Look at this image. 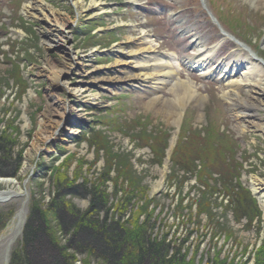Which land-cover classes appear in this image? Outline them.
Returning <instances> with one entry per match:
<instances>
[{
  "label": "rangeland",
  "instance_id": "374dc122",
  "mask_svg": "<svg viewBox=\"0 0 264 264\" xmlns=\"http://www.w3.org/2000/svg\"><path fill=\"white\" fill-rule=\"evenodd\" d=\"M35 1H44L60 11L70 27L68 38L60 37L49 49L48 22L28 17L23 11L32 0H0V132L12 136L13 152L20 157L17 170H0V181L12 178L17 182L8 186L0 182V190L21 194L0 203V264H12V257L14 263L23 254V228L35 205L46 211L56 228L47 205L62 179L67 178L71 190L75 186L74 192H65L63 198L79 210L88 208L92 197L82 193V186L91 187L106 172L109 152L129 155L132 175L140 184L129 208L121 214L116 208L132 192L126 195L124 190L131 189L129 182L119 177L118 194L114 195L119 171L117 164L111 165L105 186L110 210L104 212L109 222L119 220L132 227L133 218L141 214V222L147 213H153L152 235L162 240L163 234H169L168 241L183 247L187 262L264 264V193L259 195L253 187L254 179L264 181V134L245 127L249 118L240 116L243 109H250L255 113L250 117L264 125V98L261 94L244 95L247 89L241 88L246 102L232 108L222 97L229 90L227 81L220 79L221 71L232 60L248 57L237 42L252 45L264 59V0H258L262 3L257 6L249 0H135L131 6V0H103L105 15L95 20L89 18V11L76 19L72 0ZM209 13L233 39L222 37ZM140 24L149 38L146 41L140 38ZM196 34L203 39V54L210 57L204 66L185 64L201 48L195 41ZM152 39L154 44L150 43ZM117 42L120 45L114 46ZM217 42L219 47L214 46ZM147 45L152 46L153 57L165 53L170 56V52L178 57L177 63L173 62L175 81L191 80L197 93L187 107L180 106V100L172 101L176 97L169 92L170 86L154 91L150 82L140 86L125 82V75L137 74L139 69L123 54ZM67 50L82 58L87 72L92 70L88 77L83 78L80 70H60L61 61L70 56ZM117 56L122 68L116 65ZM53 65L58 66L56 72H61L59 81L66 76L73 93L56 84L49 74ZM243 72L240 67L235 78L241 80ZM112 73L122 81L111 87L112 91L101 88V77ZM256 74L264 75L263 65L255 69ZM156 97V103L148 107ZM61 113L64 122L56 125ZM180 113L183 116L177 126ZM74 119L78 122L71 124ZM180 146L179 153L184 152V157H199L195 170L180 168L172 173V156ZM204 166L211 167L212 179L226 173L238 177L241 204L246 205L245 199L251 198L258 215L250 219L237 215V204L231 203L232 191L221 183L215 186L209 178L203 183L200 173ZM245 192L249 194L246 198ZM205 194L207 200L201 202L204 207L200 209ZM140 209L145 210L139 214ZM104 216L100 214L101 219ZM55 234L64 247L71 231L57 229ZM47 241L41 247L34 246L36 264H56L58 251L48 248ZM47 253L51 261L45 262ZM67 253L74 255V264H84L89 257L77 251ZM90 261L102 264L97 257Z\"/></svg>",
  "mask_w": 264,
  "mask_h": 264
},
{
  "label": "trees",
  "instance_id": "16d2710c",
  "mask_svg": "<svg viewBox=\"0 0 264 264\" xmlns=\"http://www.w3.org/2000/svg\"><path fill=\"white\" fill-rule=\"evenodd\" d=\"M14 143V139L6 131L0 132V170L3 169L4 172H7L8 168L17 170L20 165L19 155L16 156L13 152ZM180 150L181 146L176 149L174 156H172V166L174 168L172 173H175L180 168L195 170V162L199 157L194 156L192 159H189L184 157V152L180 154ZM108 155L109 167L106 172L97 177V180L94 181L95 183L91 187L85 184L82 186V193L88 197L89 195L92 197L88 208L84 211L79 210L76 206H72L71 203L63 198L66 195L65 192H74L75 186L71 190V185H67L65 182L67 178L59 181L56 190L53 192V199L47 205V207H50L48 210L52 213V217H55L56 228H53L50 224L46 211L40 207L38 210V205H35L37 208L32 209L29 214L30 219L23 228V254L17 256L14 263V258L12 257V264H36L34 262L35 248L43 246L46 240H48V248L58 251V257L55 259L56 264H74L72 260L74 255L68 254V250L88 255L89 257L85 259L86 262L84 264H90L91 257H97L101 260L100 262L102 264H195L191 261L187 262L186 255H182V246L177 247L173 242L168 241L169 234H163L164 237L162 240L152 235L154 224H150V222L152 221L153 213L146 212V219L141 222L139 221L140 213H143L145 209H140V215L138 214L139 216L133 218L131 221L133 223H130L133 224L132 227H129L130 225H123L119 220L108 221V215L105 213L110 210L107 207L110 196L106 193L105 186L106 179L110 178L109 169L111 165L117 164L116 167L118 166L119 171L117 178L114 179L116 182V189L113 192L114 195L118 194L117 185L119 184V177H123V179L129 182L131 189L128 191L124 190L126 195L132 192L129 197H126L118 204L116 210H121V214L127 211L131 204L129 202L135 192L139 190L138 188L140 186L139 181L132 175L129 155L113 154L110 152ZM160 155L161 158L165 155V149L160 151ZM204 167L205 170L200 173L202 176L201 180H203V183H208V178L212 179L210 177L211 173H209L211 167ZM204 174L209 177L203 178ZM212 180L215 181V186L221 183L226 190L232 191L231 203L237 204L234 207L237 215L240 213V216L246 215L248 217L258 215H255L258 209L254 207L255 205H253L254 203H252L251 198H246L249 195L248 193L245 192L247 204H241V187L238 182V177L232 175V173H226L221 178ZM140 192L142 196L146 193L144 188ZM206 197L207 195L205 194L202 200L200 199V209L204 207L203 204L201 205V202H205L207 200ZM100 214L105 215L103 219L100 218ZM57 229L62 231L68 229L71 231L69 241L64 247L60 246V240L56 238L55 232ZM174 246H176L175 249ZM44 259L45 262L51 261L50 253L45 254ZM213 264H218L217 260Z\"/></svg>",
  "mask_w": 264,
  "mask_h": 264
},
{
  "label": "bare ground",
  "instance_id": "6f19581e",
  "mask_svg": "<svg viewBox=\"0 0 264 264\" xmlns=\"http://www.w3.org/2000/svg\"><path fill=\"white\" fill-rule=\"evenodd\" d=\"M87 0H72V5L73 8L76 11V19H79L85 15L88 11L90 12L89 18L92 20L97 19L96 17H99L101 14L105 15V8L104 7V2L103 0H91V2L88 4V6L85 3ZM135 0H131L129 3H134ZM252 1L253 5L257 6L256 3L260 4L262 1L258 0H249ZM88 7V8H87ZM23 11L28 17L31 18H41L42 20H46L49 25H47L48 30H47V41L52 42L49 45V49L52 46H55L58 44V40L60 37L62 39H67V32L70 27V24L67 22L68 20L64 18V16L58 11L57 9L52 8L49 6L47 3L39 2L32 0V2L26 3ZM116 13H119V11H116ZM143 28V27H142ZM189 29L188 32H191ZM65 35V36H63ZM193 36V35H192ZM198 36L196 38V42H199L201 45V48L199 49L198 54H195L196 56H189L187 60H185V64H191L194 66L192 63H198V66H204L206 60L210 59V57H206L203 53H206L203 49V39L201 36L198 34L194 35ZM193 36V37H194ZM140 38H143V40H148V36L146 35V30L143 28L142 30V36ZM136 39V38H135ZM263 42L262 44L264 45V37H263ZM150 43H155L154 40H151ZM120 45L119 42L115 43L114 46ZM240 47L242 48L241 51L244 50L245 53H247L248 57L246 60L241 59H234L232 62H230V66L226 65V69H223L221 71V77L220 79H223L227 81L228 89L227 91L223 92L222 97H224L225 100L229 102V105H231L232 108L234 106H240L242 103H245L246 100H244L242 94H241V88L247 89L244 92L245 94H250L252 96L257 95H262L264 98V75L260 76L259 74H256L254 76L255 69H259L262 67V64L259 62L263 63L264 59L258 54V50L253 48L252 45H247V44H239ZM246 47V48H243ZM152 46H144V47H138V48H133L132 50L128 51L127 53H124L123 56L127 58V61L131 64L136 65L138 67L139 72L137 74H128L125 75L126 78L124 79L126 83H137L139 86L146 84V82L151 83V87L154 91L157 90H164L170 86L169 92L175 94L176 99L172 101L180 102V106L187 107V105L190 103V100L194 97L197 96V93L194 89L193 82L191 80L189 81H182L178 80L175 81L174 79V74H176L177 70L173 68V62L177 63L178 57L175 56L173 52H170V56L165 53L163 56L161 55L160 57L151 55L150 53L152 52ZM68 51V50H67ZM68 59L66 61H61L63 62L62 66L60 65V70L64 72H68V70H73L74 72H78L80 70V75L84 76L83 78H86L90 75V72H87L84 69V61H82V58L79 57L77 58L76 56L72 55V52H69ZM117 53H119L117 51ZM146 55V56H145ZM119 56H117L116 65H120V68H122L123 64H121V61L119 60ZM197 58V59H196ZM67 62V63H66ZM246 64L245 67L242 68L244 70L243 72V77L241 80L235 78V75L239 72V68L241 65ZM80 65V66H79ZM229 66V67H228ZM239 66V67H238ZM58 66H51V72L49 73L52 75V78L55 79L57 85H62L64 90L69 93H73V88L71 85L68 83L67 77L63 78L61 81H59V78L61 77V72L57 71ZM99 69V68H98ZM49 71V70H47ZM122 71V70H121ZM210 71H206V73H209ZM57 73V74H55ZM55 77H54V75ZM77 74V73H76ZM75 74V75H76ZM121 77L114 76L109 74V76L106 77H101L99 80L100 87L105 88L106 90L109 88L110 91H112L111 87L120 82ZM122 81V80H121ZM86 89L83 91L85 92ZM152 101L148 102L147 104L148 107L152 106V104L156 103L157 97L154 99H151ZM264 102V100H262ZM261 101V103H262ZM248 103V101H247ZM66 104V103H64ZM249 104V103H248ZM179 106V104H178ZM241 110V108H239ZM242 111L243 115H240L242 119H247L249 118V124L248 121L245 122L247 128H251L254 131H260L264 134V125L261 124L259 121H256L253 119V117H250V115L255 114L252 112L250 109H243ZM249 111L248 113H246ZM179 119L177 123H175L177 126H180V119L183 116V113H180ZM252 118V119H251ZM64 118L63 114L61 113L60 120H56V125L63 124ZM78 121L77 119H74L71 124H76ZM244 122V121H243ZM73 133V131H71ZM78 132V131H77ZM45 138H49L47 135H42ZM66 137V136H65ZM65 140V138L63 139ZM174 141H172L173 144ZM31 170L33 167L30 168ZM0 182H2L3 185L8 186V184L14 185L16 179L12 178H7V179H2ZM253 187L256 193L259 195H263L264 193V181L261 180L260 178H256L253 180ZM21 195L20 193H17L14 190H0V203L8 202L14 197H19ZM263 197V196H262Z\"/></svg>",
  "mask_w": 264,
  "mask_h": 264
}]
</instances>
